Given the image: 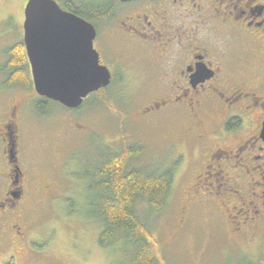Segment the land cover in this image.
<instances>
[{"label": "flooded vegetation", "instance_id": "af4514ba", "mask_svg": "<svg viewBox=\"0 0 264 264\" xmlns=\"http://www.w3.org/2000/svg\"><path fill=\"white\" fill-rule=\"evenodd\" d=\"M28 1L0 0V264H20L29 196L36 197V212L59 189L32 172L30 127L55 101L34 87L24 41ZM53 1L79 19L73 26L84 21L94 28L93 49L110 71L109 85H142L139 118L187 123L166 138L176 150L197 145L191 157L195 177L205 181L199 188L209 191L204 196L232 232L246 241L263 231L264 0ZM21 49L25 55L16 56ZM78 108L66 107V126H77ZM72 132L65 128L57 138ZM40 144L53 146L45 138ZM219 191L223 200L208 196Z\"/></svg>", "mask_w": 264, "mask_h": 264}, {"label": "rangeland", "instance_id": "374dc122", "mask_svg": "<svg viewBox=\"0 0 264 264\" xmlns=\"http://www.w3.org/2000/svg\"><path fill=\"white\" fill-rule=\"evenodd\" d=\"M141 87L114 82L102 94H90L74 112L77 126L73 128L66 126V107L56 102L35 118L30 127L32 172L44 182L58 183L59 189L36 212L32 211L36 197L29 196V234L17 245L20 264H133L135 246L121 235L112 246L99 245L103 221L94 214L97 193L86 179V172L130 146L142 151L130 158L128 170L174 171L162 209H153L142 196L133 206L159 243L157 264H264V230L246 241L233 233L215 202L204 196L209 191L199 188L205 181L195 177L198 164L195 154L191 157L197 145L184 144L176 150L166 138L184 130L187 123L175 117L150 115L143 120L136 115L145 101ZM65 128L73 132L63 141L57 135ZM43 138L52 141V149L41 147ZM181 152L187 154L185 162ZM196 189L201 196L194 195ZM208 196L223 200L226 193Z\"/></svg>", "mask_w": 264, "mask_h": 264}, {"label": "water", "instance_id": "95a60500", "mask_svg": "<svg viewBox=\"0 0 264 264\" xmlns=\"http://www.w3.org/2000/svg\"><path fill=\"white\" fill-rule=\"evenodd\" d=\"M75 20L53 0H29L25 7L24 41L35 89L68 108L79 107L111 80L93 49L94 28L84 21L73 26Z\"/></svg>", "mask_w": 264, "mask_h": 264}, {"label": "trees", "instance_id": "16d2710c", "mask_svg": "<svg viewBox=\"0 0 264 264\" xmlns=\"http://www.w3.org/2000/svg\"><path fill=\"white\" fill-rule=\"evenodd\" d=\"M17 47V46H16ZM24 56L21 49L18 55ZM105 89H100L101 93ZM140 146H130L121 152L106 157L102 163L86 172L90 189L97 193L93 202L94 214L103 221L98 242L109 247L121 235L125 242L135 246L133 264H157L159 243L150 226L135 213L133 206L138 196L144 197L153 209H162L165 196L173 185L175 176L172 169L163 172H148L127 169L130 158L139 155ZM247 264H254L247 261Z\"/></svg>", "mask_w": 264, "mask_h": 264}, {"label": "bare ground", "instance_id": "6f19581e", "mask_svg": "<svg viewBox=\"0 0 264 264\" xmlns=\"http://www.w3.org/2000/svg\"><path fill=\"white\" fill-rule=\"evenodd\" d=\"M61 41V40H60ZM60 46H58V48H59ZM61 48V47H60ZM34 87H35V85H34ZM90 95V94H89ZM46 97V96H45ZM48 98V97H47ZM48 99H51V98H48ZM51 100H53V99H51ZM53 101H55V100H53ZM55 102H58V101H55Z\"/></svg>", "mask_w": 264, "mask_h": 264}]
</instances>
